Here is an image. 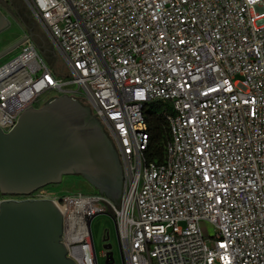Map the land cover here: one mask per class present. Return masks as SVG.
I'll list each match as a JSON object with an SVG mask.
<instances>
[{
  "label": "built area",
  "instance_id": "2783aa9c",
  "mask_svg": "<svg viewBox=\"0 0 264 264\" xmlns=\"http://www.w3.org/2000/svg\"><path fill=\"white\" fill-rule=\"evenodd\" d=\"M24 1L65 74L27 38L0 64V129L30 106L78 99L115 148L122 189L119 209L96 190L47 186L0 202L51 199L76 264H98L87 220L108 211L122 264H264V0ZM154 103L168 135L160 158Z\"/></svg>",
  "mask_w": 264,
  "mask_h": 264
},
{
  "label": "water",
  "instance_id": "95a60500",
  "mask_svg": "<svg viewBox=\"0 0 264 264\" xmlns=\"http://www.w3.org/2000/svg\"><path fill=\"white\" fill-rule=\"evenodd\" d=\"M8 26L0 10V33ZM26 39L1 51L0 57ZM73 175L81 176L119 209L121 163L103 125L78 99L62 95L39 108L30 106L8 132L0 129L1 194L29 195ZM91 242L94 255L92 236ZM112 261L107 252L105 264ZM0 264H76L67 256L63 215L51 199L0 202Z\"/></svg>",
  "mask_w": 264,
  "mask_h": 264
},
{
  "label": "rangeland",
  "instance_id": "374dc122",
  "mask_svg": "<svg viewBox=\"0 0 264 264\" xmlns=\"http://www.w3.org/2000/svg\"><path fill=\"white\" fill-rule=\"evenodd\" d=\"M0 10L8 18L9 26L0 33V52L13 45L23 37L32 34V41L42 53L46 62L59 74H65V68L61 57L54 52L53 46L47 38L41 26L32 18L31 13L24 0H0ZM19 47L0 57V64L11 59L18 52ZM49 191L55 193L76 194L91 193L94 189L81 176H65L57 185L47 186ZM205 235L212 233L207 222L202 223ZM90 229L98 264H105V258L101 252L104 245L109 244L111 248L106 250L112 254L114 264H122V254L117 235L115 219L111 212L99 213L90 222ZM108 238H105V234Z\"/></svg>",
  "mask_w": 264,
  "mask_h": 264
},
{
  "label": "trees",
  "instance_id": "16d2710c",
  "mask_svg": "<svg viewBox=\"0 0 264 264\" xmlns=\"http://www.w3.org/2000/svg\"><path fill=\"white\" fill-rule=\"evenodd\" d=\"M161 104H151L146 111L152 132V157L160 158L162 153V143L167 139L166 123L161 116ZM97 191V190H96Z\"/></svg>",
  "mask_w": 264,
  "mask_h": 264
},
{
  "label": "bare ground",
  "instance_id": "6f19581e",
  "mask_svg": "<svg viewBox=\"0 0 264 264\" xmlns=\"http://www.w3.org/2000/svg\"><path fill=\"white\" fill-rule=\"evenodd\" d=\"M80 210H82L83 211V208L82 207H80V208H75L74 206H72L71 207V209H70V213H73V214H81L80 213Z\"/></svg>",
  "mask_w": 264,
  "mask_h": 264
}]
</instances>
